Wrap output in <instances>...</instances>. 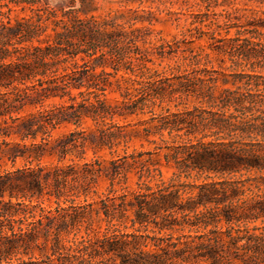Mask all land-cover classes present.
Here are the masks:
<instances>
[{"label":"trees","instance_id":"trees-1","mask_svg":"<svg viewBox=\"0 0 264 264\" xmlns=\"http://www.w3.org/2000/svg\"><path fill=\"white\" fill-rule=\"evenodd\" d=\"M235 1H201L194 38L206 37L219 69L174 84L149 67L164 52L130 23L138 19L124 27L88 16L94 0H0V264H264V10L242 23L210 10ZM174 95L206 107L153 113ZM146 114L136 131L145 141L164 132L185 141L107 165L39 163L112 149L126 142L115 121ZM86 120L92 128L52 138ZM159 157L173 169L167 181ZM130 170L134 190L121 187ZM101 177L106 194L87 202Z\"/></svg>","mask_w":264,"mask_h":264},{"label":"rangeland","instance_id":"rangeland-1","mask_svg":"<svg viewBox=\"0 0 264 264\" xmlns=\"http://www.w3.org/2000/svg\"><path fill=\"white\" fill-rule=\"evenodd\" d=\"M67 0H39L40 4L47 2L50 7H56L63 5ZM202 0H94L92 9L89 15L95 16L100 20L110 21L113 20L117 24H121L127 27L129 24L127 21L131 18L138 20L130 21L135 23V27H146L147 30V42L150 47H154L157 52L163 51L162 58L154 59V64L149 65L152 71H156L161 78H170L171 82L177 84L179 80L185 75L191 73L194 70L206 69V70H218V57L212 54L206 48V37L201 40H195V36L198 32L195 30L198 27L197 14L204 12V7L208 4L202 3ZM220 2V1H219ZM78 7V3L75 4ZM2 8V11H5ZM210 10L215 13L222 11L228 12L231 17H240L238 23L244 22L245 17H251V10L259 11L264 10V2L261 5L247 4L243 5V0H236L232 6L228 7H211ZM28 15L29 12H12L10 15L14 16ZM212 18V17H211ZM219 23L223 21L222 17L216 18ZM204 31H208L207 28H203ZM235 29H230L229 36H233ZM220 35H224L220 31ZM228 62L222 66L226 72ZM107 71H111L110 68H106ZM109 98L118 97L117 93H111ZM55 104L58 101H53ZM203 107L206 105L199 103L192 96H176L171 99L164 100L159 106H154L153 113L155 115L169 113H179L184 110H191L194 107ZM149 117V114L137 117H131L127 120H116L120 126H124L122 133L125 135L124 141H120L118 146L112 147V149H102L94 152L89 146H85L83 149H77L71 154L65 156V158L58 162L57 155H45L40 161V165L47 167H54L56 165H68L76 163L81 165L85 162H91L97 160L98 162L107 165L110 160L116 159L123 155H157L155 154V147H164L174 144H179L184 140V137H171L166 132L162 134L160 138L158 135L150 137L154 143L150 144L138 134L136 131H140L142 126L138 124V121L145 120ZM88 127L92 128V123L89 120L83 122L78 128L70 125L67 127H59L52 132V138L60 139L63 135L70 131L85 130ZM161 139L163 141H161ZM84 151V152H83ZM165 150L160 151L159 155ZM83 152V154H82ZM82 157V158H79ZM146 158V156H144ZM160 158L159 170L161 172V178L167 181L173 172V169L164 165L163 160ZM24 162L17 160L15 167L23 165ZM35 165V163H32ZM10 168L9 162L1 168ZM126 184L121 187H127V190H134L136 188V176L133 170L126 173ZM158 181L156 177L151 184ZM109 186V181L104 178H98L97 184L94 188L95 194H91L86 197L87 202L97 200L106 194ZM119 190L120 186H114ZM83 197L76 200L77 203H82ZM44 207L53 208V203L44 202Z\"/></svg>","mask_w":264,"mask_h":264}]
</instances>
